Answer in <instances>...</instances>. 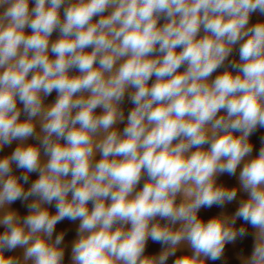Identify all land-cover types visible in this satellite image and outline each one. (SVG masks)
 Instances as JSON below:
<instances>
[{
	"label": "clouds",
	"instance_id": "9594fccd",
	"mask_svg": "<svg viewBox=\"0 0 264 264\" xmlns=\"http://www.w3.org/2000/svg\"><path fill=\"white\" fill-rule=\"evenodd\" d=\"M253 13L264 0H0V151L18 142L0 157V264H63L65 220L79 221L72 264H167L184 245L173 264H206L248 234L237 219L255 230L243 264H264V138L255 156L250 142L264 128V21ZM238 170L239 187L217 183ZM240 190L234 215L199 216Z\"/></svg>",
	"mask_w": 264,
	"mask_h": 264
},
{
	"label": "crops",
	"instance_id": "0c3cea01",
	"mask_svg": "<svg viewBox=\"0 0 264 264\" xmlns=\"http://www.w3.org/2000/svg\"><path fill=\"white\" fill-rule=\"evenodd\" d=\"M258 21H264V15H261L259 13H253L251 18H250V23L254 24ZM161 23H163V20H161ZM30 31V30H27ZM57 33H54L52 39H55L57 37ZM238 49V46H237ZM238 60V50H234L233 54L229 57V60ZM183 69H181L182 71ZM224 69H219L218 72L223 71ZM218 73L213 74V79L215 78V75ZM154 79V78H153ZM53 92L50 96H48L45 99V103L49 104L54 102L56 98V93ZM134 105L131 104V102L128 100L127 96L125 97L124 103L122 104V108L125 113V117L127 116L128 112L131 110V108ZM22 107V106H21ZM98 112L100 111L99 109L97 110ZM22 119L24 118L23 115L21 117ZM124 124H120L118 127L122 130ZM37 131L39 129L37 128ZM262 138H264V128H258L251 136H250V142L253 144V153L252 155H258L259 149L262 146ZM18 142H13L11 146L4 147L2 151H0V157L9 155L16 147ZM26 143L29 144H35L37 141L34 138H30ZM99 155H97V159H99ZM23 170H17L14 167V173L19 176L22 174ZM30 181L29 185H25V188L30 186V183L34 181L37 177V173L30 174ZM238 175H239V170L237 171L236 176H229L227 174H223L218 177L217 183L222 184L227 187H239V180H238ZM143 184V181H141V186ZM247 194L244 193L242 190L238 191L237 198L236 200L232 201L231 203H226L223 208L213 206L212 208H202L199 212V216L207 221L208 219L220 215L221 213H224L226 215H234L236 210L239 207V202L241 199H246ZM91 207V205H89ZM12 209L16 210L20 216H25L27 215L28 209L26 207V202H21L17 201L14 204L10 206ZM50 208V211L53 213L55 212V208L53 206H48ZM207 215V216H206ZM160 223H162L160 221ZM79 221L72 222L65 220L61 223H59L56 227V233L59 234L61 231L65 233V239L63 243V247L65 248V256H64V261L63 264H72L71 260V248H72V243L73 241L77 238L76 234V229L78 227ZM163 224V223H162ZM61 226V227H60ZM237 228L243 226L247 230V235L243 238L238 237L234 243H228L225 245L223 255L221 259L212 261V260H207L206 264H243V260L250 257L252 250H253V245H254V229L246 224L243 220L237 219L236 225ZM3 227H0V232H3ZM163 249V246L160 245L159 243L152 242L151 240L148 241L145 254L146 255H158ZM183 251V254H180L179 252ZM151 253V254H150ZM191 249L187 246L184 245L182 246L176 253V256L180 255H185V254H190ZM6 256H22L23 255V250L22 249H16L13 252H5ZM176 256L169 257L167 264H173L172 261L176 258Z\"/></svg>",
	"mask_w": 264,
	"mask_h": 264
},
{
	"label": "bare ground",
	"instance_id": "6f19581e",
	"mask_svg": "<svg viewBox=\"0 0 264 264\" xmlns=\"http://www.w3.org/2000/svg\"><path fill=\"white\" fill-rule=\"evenodd\" d=\"M54 37V36H53ZM55 94V93H54ZM33 175V174H32ZM31 176V175H30ZM179 202V201H178ZM207 216V215H206ZM22 217V216H21ZM61 227V226H60ZM180 254H183V251L179 252ZM151 254V253H150ZM175 260V259H174ZM173 262V261H172Z\"/></svg>",
	"mask_w": 264,
	"mask_h": 264
},
{
	"label": "rangeland",
	"instance_id": "374dc122",
	"mask_svg": "<svg viewBox=\"0 0 264 264\" xmlns=\"http://www.w3.org/2000/svg\"><path fill=\"white\" fill-rule=\"evenodd\" d=\"M162 223H165L166 221H161Z\"/></svg>",
	"mask_w": 264,
	"mask_h": 264
}]
</instances>
